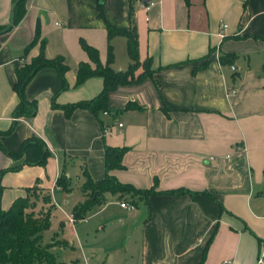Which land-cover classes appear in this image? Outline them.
Instances as JSON below:
<instances>
[{
    "label": "crops",
    "instance_id": "crops-1",
    "mask_svg": "<svg viewBox=\"0 0 264 264\" xmlns=\"http://www.w3.org/2000/svg\"><path fill=\"white\" fill-rule=\"evenodd\" d=\"M148 1L26 0L19 24L0 32V133L11 128L0 135V212L37 197L48 221L41 244L54 243L60 264H264V0H154L144 10ZM10 9L0 0V26ZM105 23L134 30L151 76L109 92L101 125L84 109L65 117L51 102L89 101L101 90L98 77L75 81L79 63L92 67L80 42L107 64ZM41 40L44 58L66 66L67 89L58 92L53 69L39 70L24 89L34 117L14 118L15 71ZM108 44L109 67L125 71L124 38ZM31 138L48 153L43 166L6 155ZM105 146L126 148L109 172L118 183L156 194L133 203L104 194L98 209L68 223L86 199L83 172L94 182L104 176ZM61 173L68 192L56 186Z\"/></svg>",
    "mask_w": 264,
    "mask_h": 264
},
{
    "label": "trees",
    "instance_id": "trees-1",
    "mask_svg": "<svg viewBox=\"0 0 264 264\" xmlns=\"http://www.w3.org/2000/svg\"><path fill=\"white\" fill-rule=\"evenodd\" d=\"M25 2L26 0H11V7H13L11 22L5 26H0V32H9L19 24L25 14ZM98 10L102 16L101 8L99 7ZM105 30L108 52L107 64L101 65L96 50L80 42L81 50L86 54L92 67L88 63H79L75 81V85L78 86L91 77H98L102 81L101 90L89 101L77 102L66 106H58L51 102V107L53 109H60L65 117H68L75 109H84L97 119L101 112L107 111L106 101L109 92L114 91L119 86L137 84L151 76L148 62L143 61L141 64L138 62L134 30L116 29L107 23H105ZM116 35L124 38L126 54L129 59L128 68L122 72H115L109 67L111 49L108 43ZM36 41L37 38L35 37L30 45ZM43 45L44 41H39L40 48L38 55L15 71V83L12 89L18 98V104L13 111L14 118L29 119L34 117L36 103L34 101H26L24 89L39 70L43 68L53 69L60 83L58 92L67 89L64 79V74L67 71L66 66L59 57L50 60L45 59L43 56ZM27 49L28 47L23 52H26ZM139 67L141 68L140 71L136 72ZM130 106L127 104L126 108ZM98 122L101 125L99 120ZM10 131L11 128L4 133H0V135H7ZM0 151L3 152L1 146ZM125 151L126 148L104 147V176L101 180L94 182L83 172L84 182L81 186V192L85 195L86 199L78 207L74 208L73 217L75 219H80L84 215L98 209L104 203V194L118 195L120 198L126 197L124 200H129L130 203H133V200L136 198L145 199L150 195L156 194L153 189L136 190L130 185L120 184L109 174V172L121 168V158ZM6 155L13 160L24 157L22 165L29 166H43L48 157V153L41 142L35 138L24 141L16 152L6 153ZM20 166L11 170H16ZM56 186L65 192L69 191L68 180L63 173L56 180ZM182 193L184 191L178 189L161 194L179 195ZM36 198L16 199L6 211L0 212V264H60L50 252L54 243L41 245V233L47 229L48 221L46 214L38 217L37 220L33 219L32 210L35 208ZM41 200L43 202L46 201L45 198H41ZM26 210H29V212L26 213Z\"/></svg>",
    "mask_w": 264,
    "mask_h": 264
},
{
    "label": "built area",
    "instance_id": "built-area-1",
    "mask_svg": "<svg viewBox=\"0 0 264 264\" xmlns=\"http://www.w3.org/2000/svg\"><path fill=\"white\" fill-rule=\"evenodd\" d=\"M154 3H155L154 0L148 1L143 6L144 10H148L151 6L154 5ZM220 29H221V31H223L225 29V25L223 23L220 24ZM104 115H105V113H104ZM117 126H118V128L121 127V125H117ZM103 132L105 133L106 132V129H104ZM236 150H239V149L237 148ZM118 205H119L120 208L125 209L127 211H132L133 210V206L130 205V204L120 202ZM67 221H68V223H73L75 221V218L73 217V215H69V216H67ZM81 221L82 222H85V219H81Z\"/></svg>",
    "mask_w": 264,
    "mask_h": 264
},
{
    "label": "rangeland",
    "instance_id": "rangeland-1",
    "mask_svg": "<svg viewBox=\"0 0 264 264\" xmlns=\"http://www.w3.org/2000/svg\"><path fill=\"white\" fill-rule=\"evenodd\" d=\"M35 209V208H34ZM32 210V213H33V219H35V220H37L38 219V215H39V213H38V210H37V208L35 209V210ZM29 212V210H26V213H28ZM42 245V244H41Z\"/></svg>",
    "mask_w": 264,
    "mask_h": 264
},
{
    "label": "water",
    "instance_id": "water-1",
    "mask_svg": "<svg viewBox=\"0 0 264 264\" xmlns=\"http://www.w3.org/2000/svg\"><path fill=\"white\" fill-rule=\"evenodd\" d=\"M12 9H13V7H11V9H10V20H9V23L11 22V17H12ZM4 33V32H3Z\"/></svg>",
    "mask_w": 264,
    "mask_h": 264
}]
</instances>
